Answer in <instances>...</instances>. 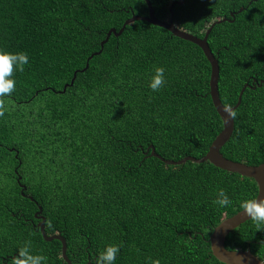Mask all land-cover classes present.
Segmentation results:
<instances>
[{"label":"trees","instance_id":"trees-1","mask_svg":"<svg viewBox=\"0 0 264 264\" xmlns=\"http://www.w3.org/2000/svg\"><path fill=\"white\" fill-rule=\"evenodd\" d=\"M151 2L158 18L173 14L199 37L226 18L208 38L223 103L235 105L250 85L221 151L264 163V0ZM149 11L146 0H0V47L29 55L0 115V264L25 242L47 264H68L62 242L47 241L37 225L40 206L46 233L66 238L73 264H95L111 243L122 245L115 264H226L210 235L256 198L255 179L209 160L168 164L152 155L154 147L165 159L201 158L222 131L207 56L146 20L102 44L111 28ZM157 66L165 85L153 92ZM219 189L229 205L213 203ZM226 246L264 260V226L244 222Z\"/></svg>","mask_w":264,"mask_h":264},{"label":"water","instance_id":"water-1","mask_svg":"<svg viewBox=\"0 0 264 264\" xmlns=\"http://www.w3.org/2000/svg\"><path fill=\"white\" fill-rule=\"evenodd\" d=\"M146 2L150 9L148 15H145V16L133 15L132 17H130L129 19L125 21L123 27L119 31H117L116 28H111L108 32L107 38L103 41L102 44H104L109 39L112 33H114L116 36L121 35V33L125 30L128 24H132L136 20H146L155 25H159L161 27L167 28L174 35L178 37L192 41L193 43L199 45L203 49L205 55L207 56L211 64L210 94L213 99L214 105L223 120V126H224L222 131L219 133V135L213 140L207 154L201 158H197L194 156H186L180 160L165 159L155 151L153 146H152L153 147L152 155L161 158L168 164H181V163L187 162L188 160H192L195 162H204V161L209 160L213 164H215L217 167H220L224 170H228L231 172H237L241 175L255 179V181L258 184V194L255 199L264 198V163H261L259 165H252V164H247L245 162L236 161V160L226 157L221 151L222 147L227 143V141L231 138L234 132L235 120H232L228 116V114L223 111V108H222V106L225 104L223 103L221 96H220V92H219L220 65H219L218 58L215 56V53L213 52L209 44L208 38H209V34L212 28L214 27V25L217 23H220L221 21L226 20V18L223 20H218L214 22L211 25V27L207 30L205 36L199 37L198 35L188 32L180 28L178 25H176V23L174 22L173 14L168 20H163V19L158 18L155 15V9L152 6L151 0H146ZM173 7H174V4H172L170 8L171 12H173ZM75 76H76V73H75ZM254 82L256 83L257 79H255ZM263 83H264V80H261V81H258L257 84L258 86H261ZM249 85H250L249 82H247L243 86L239 94L238 102L232 106L235 110L241 104L243 94ZM36 217L40 219L38 226L40 227L44 238L47 241H52L54 239L60 240L62 242L63 258L67 261L68 264H73L67 254L66 238L62 234L48 235L46 233V230H45L46 218L45 216L42 215L41 206H40V210L36 214ZM248 220H250V218L243 214V209H242L238 211L236 214H234L233 216L225 218L218 226H216V228L210 235L212 252L216 258H218L220 261L226 264H264V260L260 258L258 255H256L254 252H252L250 248L246 250L230 249L226 246V239H227L228 234ZM86 264H92V262L88 261Z\"/></svg>","mask_w":264,"mask_h":264},{"label":"clouds","instance_id":"clouds-1","mask_svg":"<svg viewBox=\"0 0 264 264\" xmlns=\"http://www.w3.org/2000/svg\"><path fill=\"white\" fill-rule=\"evenodd\" d=\"M216 56V55H215ZM29 63V55L26 51H9L0 47V115L8 110L5 100L9 99L16 90V80L13 77L15 71H23L24 66ZM165 69L155 67L148 87L153 91L160 90L165 85ZM223 111L234 120L237 116L236 110L231 105H223ZM214 204L221 207L231 203L228 195L223 189H219ZM243 214L256 222L257 229L264 226V198L247 199L241 203ZM61 234V233H55ZM122 245L111 243L106 244L98 253L95 264H115ZM47 256L42 253H33L30 244L25 242L23 246H18L15 255L11 257V264H47ZM91 261V260H89ZM151 264H160L158 259L152 260Z\"/></svg>","mask_w":264,"mask_h":264},{"label":"flooded vegetation","instance_id":"flooded-vegetation-1","mask_svg":"<svg viewBox=\"0 0 264 264\" xmlns=\"http://www.w3.org/2000/svg\"><path fill=\"white\" fill-rule=\"evenodd\" d=\"M38 225V224H37Z\"/></svg>","mask_w":264,"mask_h":264}]
</instances>
